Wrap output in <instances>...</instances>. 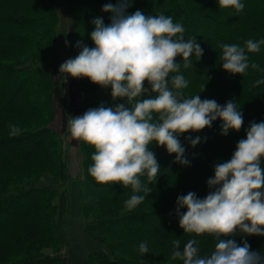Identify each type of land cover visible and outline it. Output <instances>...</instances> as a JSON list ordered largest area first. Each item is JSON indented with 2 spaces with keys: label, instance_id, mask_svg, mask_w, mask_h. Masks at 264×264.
<instances>
[{
  "label": "trees",
  "instance_id": "1",
  "mask_svg": "<svg viewBox=\"0 0 264 264\" xmlns=\"http://www.w3.org/2000/svg\"><path fill=\"white\" fill-rule=\"evenodd\" d=\"M70 1L77 8L70 38L75 57L80 51L78 41L94 46L93 20L102 17L105 24L110 23L112 14L102 8L116 0ZM241 3L245 7L239 13L232 7L220 8L218 0H132L127 9L129 14L136 10L146 15L162 13L181 23L185 40L195 37L204 49L202 59L192 57L189 68L177 57L180 72L189 81L185 97L200 94L201 99L221 105L235 101L244 118L239 132L229 130L223 135L218 118L211 128L181 135L189 165L174 162L175 154L153 142L149 147L161 167L158 180L149 184L152 192L145 200L128 211L125 201L133 194L130 187L100 184L88 173L94 147L78 141L83 178L75 179L65 144L70 115H81L101 103H127V98L114 100L110 87L73 78L83 97L78 106L65 110L63 105L65 130H59L57 92L64 95L65 83L57 71L55 0H0V264H183L170 260L176 239L181 250L193 238L200 241L202 255L214 250L215 237L187 234L179 226L177 197L190 191L205 197L214 165L231 158L251 122L264 121V84L255 85L264 80V45L257 53H247L249 64H259V70L249 66L243 75H233L222 68L220 45L243 47L249 39H264V0ZM10 124L22 129L21 134L10 136ZM198 136L201 142L193 147L188 138ZM141 179L147 182L146 177ZM71 231L92 238L98 248L85 258L75 255ZM232 238L241 246L246 240L251 250L264 255V236L238 233ZM145 241L150 253L142 255L138 247Z\"/></svg>",
  "mask_w": 264,
  "mask_h": 264
},
{
  "label": "clouds",
  "instance_id": "2",
  "mask_svg": "<svg viewBox=\"0 0 264 264\" xmlns=\"http://www.w3.org/2000/svg\"><path fill=\"white\" fill-rule=\"evenodd\" d=\"M131 4L132 0L104 4L102 11L112 15L108 24L102 17L94 18L90 33L94 46L78 41V54L59 66L66 80L69 75L88 78L102 88L110 87L114 100L127 98V103H101L81 115H70L67 131L73 140L94 147L88 173L97 183L131 188L133 194L125 201L128 211L145 200L152 192L149 184L158 180L161 167L149 147L153 142L175 154L174 162L189 165L181 135L211 128L218 118L223 135L229 130L239 132L244 124L235 101L221 105L214 99H201L200 94L185 97L183 90L189 81L181 74L177 57L189 68L192 57L202 59L204 49L195 37L185 40L184 26L171 16L146 15L141 10L129 14ZM218 5L238 13L245 7L241 0H218ZM261 45L264 39H249L243 47L220 45L222 68L233 75H243L249 66L259 70V64H249L247 53L259 52ZM259 84L264 80L255 81ZM9 128L10 136L22 132L14 124ZM245 131L246 138L238 141L231 158L214 165L205 197L191 191L177 197L179 226L187 234L215 237L214 250L202 255L200 241L195 238L181 250V241L176 239L170 260L183 264H264V255L251 250L246 240L241 246L232 238L238 233L264 236V121L251 122ZM188 139L193 147L201 142L199 136ZM182 208L187 211L182 212ZM138 250L142 255L150 253L146 241Z\"/></svg>",
  "mask_w": 264,
  "mask_h": 264
},
{
  "label": "rangeland",
  "instance_id": "3",
  "mask_svg": "<svg viewBox=\"0 0 264 264\" xmlns=\"http://www.w3.org/2000/svg\"><path fill=\"white\" fill-rule=\"evenodd\" d=\"M55 8L58 13L59 20L56 24V34H57V52H58V75L61 80L65 83L64 95L62 96L60 93L57 92V103H58V124L57 128L59 130H65L63 126V116L61 115L63 110V105L65 110L69 108L71 105L78 106V102L82 99V93L79 92L76 87L74 86L73 78L69 75L67 80L65 79V74L59 72V66L69 58H74V55L71 51L72 47L70 44L71 34L73 32V27L76 24V16H75V9L76 6L70 0H55ZM205 28V26L203 27ZM204 31L203 29L200 31ZM222 32L221 34H223ZM205 37L203 33L202 38ZM221 37V35H220ZM69 43L66 45L65 41ZM81 98V99H80ZM75 106V107H76ZM67 144V151L69 156V170L71 176L75 179L83 178V167H82V155L78 148V141L73 140L71 136L66 137ZM70 242H71V234L69 233ZM72 249V245H71ZM126 250V249H125ZM71 254L73 257L75 256L72 252ZM70 254V255H71ZM71 255V256H72Z\"/></svg>",
  "mask_w": 264,
  "mask_h": 264
},
{
  "label": "crops",
  "instance_id": "4",
  "mask_svg": "<svg viewBox=\"0 0 264 264\" xmlns=\"http://www.w3.org/2000/svg\"><path fill=\"white\" fill-rule=\"evenodd\" d=\"M70 234L72 251L75 255L85 258L92 250L98 248V244L92 238L76 231H71Z\"/></svg>",
  "mask_w": 264,
  "mask_h": 264
}]
</instances>
